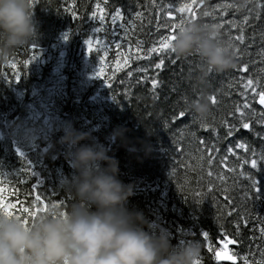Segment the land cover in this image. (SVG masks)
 <instances>
[{"label":"trees","instance_id":"16d2710c","mask_svg":"<svg viewBox=\"0 0 264 264\" xmlns=\"http://www.w3.org/2000/svg\"><path fill=\"white\" fill-rule=\"evenodd\" d=\"M32 2L34 45L0 65V199L13 215L28 220L23 209L37 214L71 199L61 184L73 170L60 143L71 123L87 134L81 143L103 144L118 161L119 179L133 185L127 206L142 212L153 231L166 230L173 245L201 241L198 264H264V111L256 105L264 90V0L243 11L234 0ZM188 4L190 11H178ZM188 19L217 27L235 61L195 87L198 57L178 59L170 47L159 48L172 25ZM201 92L211 105L205 122L183 103ZM34 111L42 112L34 126L44 118L54 126L45 127V141L24 148L14 130ZM117 128L123 137L112 141ZM228 242L233 261L217 263Z\"/></svg>","mask_w":264,"mask_h":264},{"label":"clouds","instance_id":"9594fccd","mask_svg":"<svg viewBox=\"0 0 264 264\" xmlns=\"http://www.w3.org/2000/svg\"><path fill=\"white\" fill-rule=\"evenodd\" d=\"M253 0H234L245 10ZM32 0H0V65L14 54L34 45L36 24ZM170 51L176 58L196 55L199 60L195 86L208 76L234 66L231 45L219 29L198 20H181L176 25ZM184 110L194 120L205 122L211 105L201 92L185 97ZM60 143L67 145L66 158L73 170L71 180L61 184L71 199L60 208L29 217L9 216L0 209V264H198L200 240L173 245L166 230L153 231L143 213L129 209L133 185L119 179L118 161L108 149L66 123ZM117 128L109 139L123 137Z\"/></svg>","mask_w":264,"mask_h":264},{"label":"snow or ice","instance_id":"6c2138e0","mask_svg":"<svg viewBox=\"0 0 264 264\" xmlns=\"http://www.w3.org/2000/svg\"><path fill=\"white\" fill-rule=\"evenodd\" d=\"M97 7L99 8V6H97ZM224 7H225V8H229V7H232V5H227V4H226V5H224ZM191 8H192V5H191V4H188V5H184V6L180 7V8L178 9V11H180V12L190 11ZM100 11H101V20H103V14H102V13H103V10L100 9ZM119 15H120V14H119V11H117L116 14L113 16V22H115V20H116L117 18H119ZM138 15H139V14H138ZM193 17H194V14H193ZM169 18H171V15H170V14H169ZM245 19H246V18H245ZM176 25H177V24H173V25H172L173 30L176 29ZM97 31H100V29H97ZM242 33H243V29H241V35L237 36L236 39L242 41V40L244 39ZM65 38H67V37L65 36ZM172 39H173V35H168L166 38L162 39L161 42H160V44H159V48H161V49H168V48L170 47V41H171ZM86 43L88 44L89 52H91V50H92V44H91V41H86ZM97 43H99V41H97ZM117 47L119 48L120 46L117 45ZM157 50H158V49H156V48H152V49H149V52H156ZM118 63H119V62H118ZM124 63H127V59L124 60ZM162 65H163V61L161 60L160 63H158V64L156 65V67H157V68H160ZM241 70L243 71L244 69H241ZM152 83H153V85L155 86L156 83H157V81H156V80H153ZM252 84H253V81H252V80H248V81H247V86H248L249 88H251ZM251 90H252L254 93H256V89H255V88H252ZM256 94L259 96L258 103H259L260 105L264 106V90H261V91H259V92L256 93ZM213 103H215V99H214V98H213ZM244 108H248V105L245 104V105H244ZM237 111H240V109L238 108ZM240 114H241V116H244V113H243V112H241ZM181 115H184V113L181 112ZM242 126H243L244 128L247 129V128L249 127V124H248V123H244V122H242ZM209 163H211L210 160H209ZM252 166H253V167L256 166V165H255V161L252 162ZM209 175H211V173H209ZM3 191H4V189L0 188V192H3ZM36 200H37L38 202H41V203H42L41 198H40V196H38V195L36 196ZM11 207H12L11 205H7V206H6V205L3 203V200L0 199V209H2L3 212H5L6 214H8L9 216L13 215L12 211H10ZM43 210H44V209H41V211H43ZM22 211H24V212H26V213H29L32 217H34V216L36 215L35 213H31V212L29 211V209H23ZM17 217H19V216H17ZM24 222L27 223V220L24 219ZM216 255H217L218 258H220L221 253L217 252ZM224 255H225V258H227V259H229V260H232V259H233V257H232L231 255H228L227 253H225ZM245 264H247L246 261H245Z\"/></svg>","mask_w":264,"mask_h":264},{"label":"rangeland","instance_id":"374dc122","mask_svg":"<svg viewBox=\"0 0 264 264\" xmlns=\"http://www.w3.org/2000/svg\"><path fill=\"white\" fill-rule=\"evenodd\" d=\"M42 116V112L37 113V111L31 112L30 119L31 121L29 123L19 124L16 126L17 133L13 134L15 136V140L18 142H23L24 148L30 147L35 141L42 140L45 141L46 137V128L49 130H52L54 123H51V121L48 118H44L42 123L37 126H34L35 122L37 123L38 117ZM56 119V118H55ZM56 121V120H54ZM40 136H43L42 138H39ZM9 139L14 140L12 134L8 135ZM12 137V138H11Z\"/></svg>","mask_w":264,"mask_h":264},{"label":"bare ground","instance_id":"6f19581e","mask_svg":"<svg viewBox=\"0 0 264 264\" xmlns=\"http://www.w3.org/2000/svg\"><path fill=\"white\" fill-rule=\"evenodd\" d=\"M167 14H168L167 17L169 18V13H167ZM170 15H171V14H170ZM170 19H175V16H174V15H171V18H170ZM23 65H25V63H24ZM23 67H24V66H23ZM258 100H259V97H258V99H257V101H256V105H257V106H258V104H257ZM219 253H221V254H225V253H227L228 255H230V253H229V242H228V243H223V244H222V246H221V250L219 251ZM216 260L219 261L217 255H216ZM232 261H233V259H232V260H228V261H221L220 263H230V262H232Z\"/></svg>","mask_w":264,"mask_h":264},{"label":"water","instance_id":"95a60500","mask_svg":"<svg viewBox=\"0 0 264 264\" xmlns=\"http://www.w3.org/2000/svg\"><path fill=\"white\" fill-rule=\"evenodd\" d=\"M257 104H258V107H260L264 111V106L260 105L258 102H257ZM218 259H219V262L229 260V259L225 258L224 254H221L220 258H218Z\"/></svg>","mask_w":264,"mask_h":264}]
</instances>
